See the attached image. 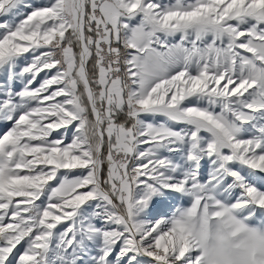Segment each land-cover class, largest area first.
Returning a JSON list of instances; mask_svg holds the SVG:
<instances>
[{
  "label": "snow or ice",
  "instance_id": "6c2138e0",
  "mask_svg": "<svg viewBox=\"0 0 264 264\" xmlns=\"http://www.w3.org/2000/svg\"><path fill=\"white\" fill-rule=\"evenodd\" d=\"M0 264H264V0H0Z\"/></svg>",
  "mask_w": 264,
  "mask_h": 264
}]
</instances>
